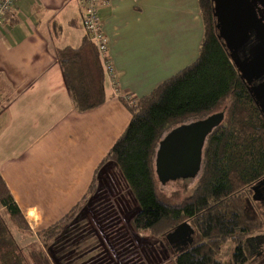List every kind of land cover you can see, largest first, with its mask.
Segmentation results:
<instances>
[{
  "label": "crops",
  "instance_id": "0c3cea01",
  "mask_svg": "<svg viewBox=\"0 0 264 264\" xmlns=\"http://www.w3.org/2000/svg\"><path fill=\"white\" fill-rule=\"evenodd\" d=\"M82 3L18 0L0 24V175L31 233L63 219L88 193L130 121L120 97L141 98L192 64L202 39L197 0H106L101 30L117 85L107 78V99L79 112L54 52L82 43Z\"/></svg>",
  "mask_w": 264,
  "mask_h": 264
},
{
  "label": "trees",
  "instance_id": "16d2710c",
  "mask_svg": "<svg viewBox=\"0 0 264 264\" xmlns=\"http://www.w3.org/2000/svg\"><path fill=\"white\" fill-rule=\"evenodd\" d=\"M197 2L203 34L196 60L141 98L129 102L120 97L131 118L97 172L107 165L128 188L137 207L130 216L134 231L164 235L166 242L165 235L181 221L192 225L193 242L182 251L172 252L173 264H254L257 258L252 257L248 241L262 224L258 223L257 214L249 216L245 210L247 199L253 200L248 197L253 194L252 186L264 178V115L217 35L212 0ZM53 25V34L59 35L60 26L56 22ZM82 29L80 46H66L54 52L64 87L79 112L101 105L107 99L106 79L115 76L111 62L113 77L105 67L107 58H100L94 40ZM221 111L222 121L205 139L194 190L179 204L164 203L156 192L154 171L159 140L176 125ZM94 185L93 180L82 200ZM97 205L102 211L101 204L94 203ZM63 219L36 232L43 233L46 245L51 239L54 243L57 233H51L52 228ZM163 222L165 230L155 232ZM13 228L20 230L23 241L13 237ZM73 229L75 226L67 230L63 239H57L59 251L68 249L65 239L71 241ZM28 234L31 231L0 175L1 264H53L41 246L28 243ZM227 242L233 248L228 259L223 260L220 255ZM2 255L7 259L3 260Z\"/></svg>",
  "mask_w": 264,
  "mask_h": 264
},
{
  "label": "rangeland",
  "instance_id": "374dc122",
  "mask_svg": "<svg viewBox=\"0 0 264 264\" xmlns=\"http://www.w3.org/2000/svg\"><path fill=\"white\" fill-rule=\"evenodd\" d=\"M65 38L64 35L58 40L59 46L63 45ZM112 172L107 165L97 172L90 194L80 201L71 215L52 228L51 233H57L54 243L51 239L46 245L42 239L43 233L28 234L25 237L28 243L33 242L31 246H41L47 256L50 255L49 259L53 264H173V249L164 242V235L160 237L148 231L136 232L131 228L130 216L137 208L135 201L125 184L114 177ZM111 175L113 177L110 178ZM197 182L198 176L168 181L164 185L156 180V192L164 203L179 204L192 193ZM248 197H252V194ZM96 202L101 204L102 211L98 205L94 206ZM128 207L131 208L127 209ZM246 208L247 215L257 214L258 223L262 224L248 244L252 257L257 258L254 264H264V198L251 201L247 199ZM160 225L155 232L165 230V222ZM73 226L76 228L73 229V240L65 239L68 249L59 251L57 239H63L67 230ZM11 231L18 241L20 232L15 228ZM224 246L220 256L227 260L233 244L227 242ZM1 257L3 260L7 259L4 255Z\"/></svg>",
  "mask_w": 264,
  "mask_h": 264
},
{
  "label": "water",
  "instance_id": "95a60500",
  "mask_svg": "<svg viewBox=\"0 0 264 264\" xmlns=\"http://www.w3.org/2000/svg\"><path fill=\"white\" fill-rule=\"evenodd\" d=\"M217 35L224 42L239 76L259 111L264 115V0H212ZM223 112L184 122L159 140L154 155L158 182L187 180L198 175L205 139L223 119ZM264 178L252 186L255 200L264 198ZM194 228L181 221L165 235L166 241L182 251L193 242ZM178 245V246H177Z\"/></svg>",
  "mask_w": 264,
  "mask_h": 264
},
{
  "label": "built area",
  "instance_id": "2783aa9c",
  "mask_svg": "<svg viewBox=\"0 0 264 264\" xmlns=\"http://www.w3.org/2000/svg\"><path fill=\"white\" fill-rule=\"evenodd\" d=\"M18 0H0V24L10 18L16 8ZM106 4V0H84L82 5V27L90 34L99 51L100 58H107L106 70L113 77L112 67L107 56L106 39L101 30V17L99 9ZM115 77V76H114ZM111 80L112 86H116V80Z\"/></svg>",
  "mask_w": 264,
  "mask_h": 264
},
{
  "label": "flooded vegetation",
  "instance_id": "af4514ba",
  "mask_svg": "<svg viewBox=\"0 0 264 264\" xmlns=\"http://www.w3.org/2000/svg\"><path fill=\"white\" fill-rule=\"evenodd\" d=\"M261 194H262V196L264 197V188L263 189H261ZM253 195V194H252ZM247 209V208H246ZM167 242V241H166ZM167 245H169V246H172V248L173 247H175V245H171V244H169L168 242H167ZM178 246V245H177ZM173 251H174V248H173Z\"/></svg>",
  "mask_w": 264,
  "mask_h": 264
}]
</instances>
